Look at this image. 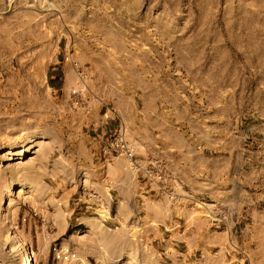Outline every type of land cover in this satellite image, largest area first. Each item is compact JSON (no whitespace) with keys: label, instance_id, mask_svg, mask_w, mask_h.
Listing matches in <instances>:
<instances>
[{"label":"rangeland","instance_id":"rangeland-1","mask_svg":"<svg viewBox=\"0 0 264 264\" xmlns=\"http://www.w3.org/2000/svg\"><path fill=\"white\" fill-rule=\"evenodd\" d=\"M56 240L73 264H264V0H0V264Z\"/></svg>","mask_w":264,"mask_h":264},{"label":"built area","instance_id":"built-area-1","mask_svg":"<svg viewBox=\"0 0 264 264\" xmlns=\"http://www.w3.org/2000/svg\"><path fill=\"white\" fill-rule=\"evenodd\" d=\"M111 135L112 137L109 142V146L111 150L117 152L120 155L126 156L128 159H130V161L133 163V166L135 168L141 170L140 167L138 166L139 164L135 157L136 156L135 147L130 143L127 137L126 128L121 126L118 132ZM143 169L145 173L144 175L146 177L151 178L157 181L158 183L161 182L162 179L161 174L157 176L158 173L154 174V172L148 168H143ZM93 197H96V195L93 194ZM100 209H106V207H102ZM106 210H107V215L105 217L100 216L102 218V221L111 218L110 210L109 209ZM50 259L52 262L51 264H73L78 259V252L76 251L74 246H72L69 242L56 240L50 246Z\"/></svg>","mask_w":264,"mask_h":264},{"label":"bare ground","instance_id":"bare-ground-1","mask_svg":"<svg viewBox=\"0 0 264 264\" xmlns=\"http://www.w3.org/2000/svg\"><path fill=\"white\" fill-rule=\"evenodd\" d=\"M35 140H37V139H33V138H32V142L35 141ZM33 143H34V142H33ZM36 143H37V142H36ZM36 143H35V144H36ZM21 153H22V151H21ZM19 154H20V153H19ZM131 163H132V162H131ZM132 164H133V163H132ZM19 184L24 185V184H25V181H20ZM5 214H6V213H5ZM6 215H7V214H6ZM15 238H16V237H15ZM20 245H22V244H20ZM28 251H29V250H28ZM29 261H30V260H29ZM23 264H27V255L25 256V259H24V261H23Z\"/></svg>","mask_w":264,"mask_h":264},{"label":"crops","instance_id":"crops-1","mask_svg":"<svg viewBox=\"0 0 264 264\" xmlns=\"http://www.w3.org/2000/svg\"><path fill=\"white\" fill-rule=\"evenodd\" d=\"M51 78H55V75H52ZM55 81V85L59 86V80L58 78L54 80Z\"/></svg>","mask_w":264,"mask_h":264}]
</instances>
